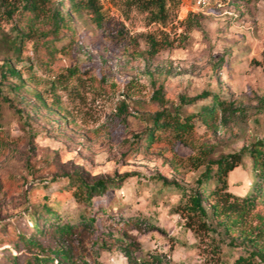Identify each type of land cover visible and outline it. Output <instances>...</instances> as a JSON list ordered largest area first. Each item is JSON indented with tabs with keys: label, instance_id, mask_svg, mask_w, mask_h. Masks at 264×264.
I'll return each mask as SVG.
<instances>
[{
	"label": "rangeland",
	"instance_id": "374dc122",
	"mask_svg": "<svg viewBox=\"0 0 264 264\" xmlns=\"http://www.w3.org/2000/svg\"><path fill=\"white\" fill-rule=\"evenodd\" d=\"M75 1L80 16L70 9L55 55L35 51L33 39L26 40L15 63L25 87L10 91L16 78L7 76L4 95L13 103L3 102L0 112V264H9L6 253L17 252L14 244L32 231L31 215L43 205L58 210L62 221L78 222L64 245L75 257L88 255L91 264H128L110 235L104 249L92 243L104 232L116 234L119 220H132L126 231L141 243L142 256L215 264L209 243L173 212L180 191L161 180L192 186L198 171L191 157L218 158L263 140L264 0H167L159 20L158 8L143 2L152 0H93L102 28L83 8L90 0ZM57 2L68 12V0ZM15 22L0 19V79L3 39ZM204 92L219 95L230 109L218 106L213 118L196 117L192 141L167 130L155 146L136 151L147 145L154 115L200 112L213 101L212 95L193 101ZM125 173L132 175L95 197L94 207L78 204L67 187L71 175L93 182ZM252 173L244 155L243 166L230 174V190L245 194ZM90 212L95 221L79 223ZM40 226L47 227L43 220ZM226 226L227 235L221 226L214 233L223 260L252 248L245 238L264 249V202L231 215ZM26 252L20 250L21 262Z\"/></svg>",
	"mask_w": 264,
	"mask_h": 264
},
{
	"label": "trees",
	"instance_id": "16d2710c",
	"mask_svg": "<svg viewBox=\"0 0 264 264\" xmlns=\"http://www.w3.org/2000/svg\"><path fill=\"white\" fill-rule=\"evenodd\" d=\"M166 1L143 2L158 8L157 19L159 20L164 18L162 11L165 10ZM58 4L60 2L57 0H0V19L16 20L12 32L3 39L7 50L2 63L4 72L0 79V112L3 102L13 103L9 95H4L8 74L16 78V82L7 85L10 91L18 93L25 87L26 82L15 63L19 61L26 40L33 39L35 51H46V55L52 57L58 49L56 45L60 31L70 27V9L72 13L80 16L82 8L75 0H68L69 10L65 13ZM83 8L88 10L92 21L102 28L103 16L97 4L90 0ZM157 93L160 95V89ZM210 95L213 97L212 103L200 112L183 113L182 108H178L171 116L166 110L154 115L151 118L152 126L147 128L145 133L147 145L135 146L136 151L155 146L162 138L160 133L167 130H173L176 135H183L182 138H189L192 141L196 117L213 118L218 106L222 109H230L225 99L208 92L202 93L193 101ZM37 98L43 101L40 93H37ZM244 155H249L252 160L253 182L252 187L246 190L245 194L239 195L230 190L229 178L231 172L243 166ZM191 159L194 160L195 169L198 171L192 186H184L166 179L161 180L163 186H172L181 193L173 212L183 218L186 229L192 231L197 240L209 243L215 264H264V249L259 247L256 241L247 238L243 239V243L251 244L252 248L233 260H223L221 258L222 243L214 236V233L219 234L220 226L224 228L222 231L226 235L229 233L226 223L231 215H244L264 202V138L243 148L240 152L224 154L218 158H202L199 155ZM129 175L132 174L125 173L116 178H99L89 182L76 174L67 177V187L73 189L74 198L78 204L94 207L95 197L105 196L110 189L120 187L130 177ZM80 217L79 223L87 224L95 221L92 212ZM31 219L32 231L20 234L18 241L14 244L17 252L6 253L9 264H91L88 255L81 253L75 257L72 248L64 245L65 240L76 235L77 221H62L58 210L47 205L33 211ZM42 220L47 226L46 229L40 226ZM131 222L132 220L116 221L117 233L104 232L105 234L93 239V245H99L102 249L108 247L106 235H110L113 242L125 253L128 264H170L161 254L141 255V243L126 231V227ZM138 222L137 225L142 224ZM234 241L236 240H231L229 244ZM22 249L27 251V254L21 262L20 256L23 254H20V250Z\"/></svg>",
	"mask_w": 264,
	"mask_h": 264
},
{
	"label": "built area",
	"instance_id": "2783aa9c",
	"mask_svg": "<svg viewBox=\"0 0 264 264\" xmlns=\"http://www.w3.org/2000/svg\"><path fill=\"white\" fill-rule=\"evenodd\" d=\"M210 0H198V5H204L206 4L207 2H209Z\"/></svg>",
	"mask_w": 264,
	"mask_h": 264
}]
</instances>
